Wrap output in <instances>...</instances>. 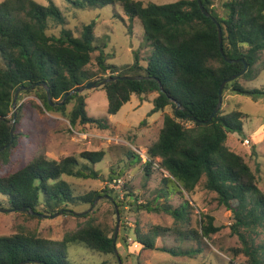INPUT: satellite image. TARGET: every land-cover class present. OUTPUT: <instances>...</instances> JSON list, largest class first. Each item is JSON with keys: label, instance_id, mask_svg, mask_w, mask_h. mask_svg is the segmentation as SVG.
<instances>
[{"label": "trees", "instance_id": "16d2710c", "mask_svg": "<svg viewBox=\"0 0 264 264\" xmlns=\"http://www.w3.org/2000/svg\"><path fill=\"white\" fill-rule=\"evenodd\" d=\"M67 1L80 8L120 4L129 20H140L153 53L145 66L140 64L137 53L132 64H111L102 50L106 44L95 43V21L83 25L77 36L66 26L63 12L54 0H48L47 5L37 0L1 1L0 158L8 159L16 146L17 136L14 135L12 144L6 147L11 140L13 98L20 86L28 88L21 90L18 101L25 95H33L48 111L67 116L73 127L77 124H91L102 130L111 127L107 117L90 116L86 111L87 95L75 91L96 77L88 66L98 51L95 57L97 70L107 76L101 80L115 75L146 76L116 79L100 86L107 94L108 115L116 114L133 94L143 97L157 93L149 115L163 111L167 106L173 109L172 114L164 115L158 139L147 148V156L143 159L145 176H150L159 158L158 167L164 173V184L173 181L179 192H193L204 179V187L215 192L218 203L232 213L231 230L241 245L232 249L231 264H235L234 258L240 254L246 257L242 264H264V237L261 238L264 234V190L259 187L256 172L245 157L226 143L230 133L243 132V120L248 114L240 109L226 112L221 106L211 121L204 122L218 105L221 83L241 71L244 63L247 70L224 86L222 104L227 91L254 99L264 96V89L247 88L241 83L242 79L250 81L259 75L255 66L264 52V0H226L224 17L215 10L213 0H201L211 17L203 13L198 0L164 4L142 0ZM50 20L62 25L59 35L47 33ZM215 20L221 26L226 58L243 61L230 63L225 59L220 51ZM39 82L48 86L54 105L48 100L46 88L36 85ZM71 91L59 105L64 95ZM70 103H73L72 108L67 112ZM178 104L181 107L178 108ZM11 112L12 117H9ZM21 112L19 106L17 124ZM105 154L104 149L84 151L80 156L87 163L82 164L74 155L61 160H51L44 155L34 157L20 169L0 176V208L4 202L7 204L4 209H14L11 212H26L30 217L43 218L55 213L69 214L68 208L72 204L92 205L97 197L104 195L102 192L108 193L112 188L106 186L101 191L75 195L62 177L97 178L98 173L91 165L100 162ZM130 154L136 156L137 153L130 151ZM137 159L142 160L139 155ZM109 178L114 182L120 180L112 175ZM162 190L165 196L170 194L167 185ZM111 200L118 206L120 214L125 203L137 204L136 195L130 191L125 193L122 203L115 198ZM136 207L164 211L172 215L176 223L189 221L187 201L179 207L169 203L154 207L138 203ZM199 224L200 229L176 230L183 239L198 243L203 238L210 239L220 230L214 224V217L207 213H201ZM160 229L153 227L152 235L141 234L135 229L136 241L143 245L142 249H157L155 237L160 234ZM113 240L114 235H109L92 221L66 234L61 241L34 233L1 235L0 264H71L66 249L70 243L80 242L91 251L115 254ZM158 249L173 256L190 257L203 251L201 246L187 250L181 247ZM119 256L123 260L120 253Z\"/></svg>", "mask_w": 264, "mask_h": 264}, {"label": "rangeland", "instance_id": "374dc122", "mask_svg": "<svg viewBox=\"0 0 264 264\" xmlns=\"http://www.w3.org/2000/svg\"><path fill=\"white\" fill-rule=\"evenodd\" d=\"M37 1L44 5L48 4V0ZM54 1L63 12L66 26L73 30L75 35H80L83 25L91 21L96 22L95 43L106 44L102 50L108 56L109 63L117 66L132 64L137 53L140 64L147 65L153 48L145 37L140 20L137 18L129 20L120 4L80 8L67 0ZM142 1L164 4L176 0ZM225 1L213 0L215 10L223 17L227 11L224 7ZM61 29L62 25L50 20L47 33L59 35ZM97 54L98 51L93 54L92 62L88 66L96 73V77L91 81H101L102 77H107L97 70L95 63ZM2 62L0 57V64ZM255 70L259 72L257 78L250 81L242 79L241 83L247 88L264 89V52L260 54ZM82 93L87 95V113L93 117H107L111 127L106 130L91 124H77L73 127L67 116L61 112L48 111L42 101L33 95H25L21 101L17 99V116L19 106L22 112L20 122L14 123L16 146L12 148L8 159L0 158V176L20 169L38 155H44L51 160H61L74 155L82 164L87 163L80 156L82 152L104 149L106 151L104 158L91 165L98 173L97 178L69 176L62 178L70 185L75 195L91 190L101 191L106 186L109 189L112 188V191L102 192L104 195L100 196L93 206L85 203L72 204L68 208L71 211L66 215L55 213L50 217L38 218L30 217L26 212L0 211V236L24 232L61 241L66 234L88 221L99 225L109 235H115L117 215L111 198L122 203L125 193L130 191L136 195L137 204H148L150 207L162 203L179 207L181 203L187 201L189 221L176 223L174 217L164 211L137 209V204L125 203L122 206L123 212L120 214L116 240L123 264H231L232 249L241 245L238 236L231 230L232 213L218 203L215 192L204 187V179L193 192L185 190L179 192L173 181L168 180L164 184V173L162 174V170L158 167L159 158L150 176H145L143 171V159L147 156V148L158 139L164 115L172 114V107L167 106L163 111L149 115L148 113L154 107L153 99L157 93L143 97L133 94L131 100L125 103L116 114L108 115L107 94L102 87L85 89ZM72 104L67 106V112L71 110ZM222 106L226 112L240 109L248 114L243 120V132L230 133L226 143L230 149L245 157L256 172L259 187L264 190V96L254 99L249 95L227 91ZM9 117H12V112ZM245 138L251 140L250 147L243 144ZM253 149H255L254 154H252ZM130 151L137 153L136 156H132ZM138 155L142 160L137 159ZM110 175L120 180L114 182L109 178ZM165 185L170 191V194L166 196L162 190ZM2 208H7V204L2 202ZM201 213L212 215L214 224L219 226L220 230L213 233L210 239L203 238L201 243L179 236L176 230L178 228L184 232L189 228H199ZM155 226L161 227L160 234L155 237L157 249H142L143 245L136 241L135 229L141 234L152 235L151 231ZM263 237L264 234L261 238ZM198 246H201L203 251L193 257L173 256L158 249L181 247L187 250L196 249ZM66 249L71 264H119L116 254L94 252L80 242L70 243ZM245 260L246 257L240 254L234 258V263L242 264Z\"/></svg>", "mask_w": 264, "mask_h": 264}, {"label": "water", "instance_id": "95a60500", "mask_svg": "<svg viewBox=\"0 0 264 264\" xmlns=\"http://www.w3.org/2000/svg\"><path fill=\"white\" fill-rule=\"evenodd\" d=\"M199 2V5H200V8L202 9L203 13L208 16V17H211L212 15L210 14V12H208L205 7L203 6L201 0H198ZM216 21V20H215ZM216 25H217V28H218V34H219V44H220V51L223 53L225 59L228 61V62H236V61H243L242 59L241 60H233V59H229V58H226L224 52H223V44H222V32H221V26L220 24L216 21ZM247 70V64L244 63V67L241 71H239L238 73L226 78L220 85V88H219V102H218V105L216 107V109L214 110V112L211 114V116L209 117V119L205 120L204 122H209L212 120V118L215 116V114L219 111V109L221 108L222 106V101H223V90H224V86L226 85V83L236 79L237 77H239L241 74H243L245 71ZM142 78H146V76H142V75H130V76H121V75H115L113 77H109V78H105L99 82H96V81H90L88 82L86 85H84L83 87L79 88V89H76L75 91L76 92H82L83 90L85 89H90V88H95V87H99V86H102L104 84H106L107 82L109 81H114L116 79H142ZM36 85H39V86H44L46 88V91H47V95H48V100L50 102L51 105H54L55 103L52 102V98H51V94H50V90L48 88V86L46 85L45 82H39L37 83ZM28 87L27 86H20L16 92H15V95H14V98H13V111H14V115H13V120H12V126H11V130H10V134H11V140L10 142L6 145V147L10 146L14 140V123H15V120H16V117H17V99H18V96L21 92V90H24V89H27ZM73 91L71 92H68L64 95L63 99L58 103L59 105H62L64 103V101L66 100V98L72 93ZM181 107L180 104H178V108ZM100 198L97 197V199L95 200V202L91 205L93 206L96 201ZM112 199V198H111ZM14 209H2L0 208V211H8V212H11L13 211ZM20 210L24 211L25 208H21ZM115 210H116V215H117V227H116V232H115V235H114V240H113V245H114V251H115V254L117 256V259H118V263L119 264H123L122 262V259L121 257L119 256V252H118V249H117V246H116V240H117V231H118V225H119V221H120V213H119V208L118 206L115 204ZM60 214V213H58ZM45 217H47V215H44ZM25 262H23L22 264H24Z\"/></svg>", "mask_w": 264, "mask_h": 264}, {"label": "built area", "instance_id": "2783aa9c", "mask_svg": "<svg viewBox=\"0 0 264 264\" xmlns=\"http://www.w3.org/2000/svg\"><path fill=\"white\" fill-rule=\"evenodd\" d=\"M243 144H244L246 147H250V145H251V140L248 139V138H245V139L243 140ZM166 173H167V172H166Z\"/></svg>", "mask_w": 264, "mask_h": 264}]
</instances>
